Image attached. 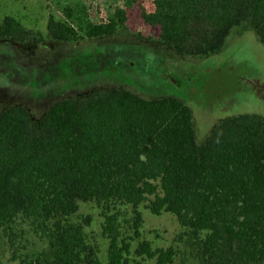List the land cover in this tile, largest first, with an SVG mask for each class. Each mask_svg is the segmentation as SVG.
<instances>
[{
  "label": "trees",
  "instance_id": "1",
  "mask_svg": "<svg viewBox=\"0 0 264 264\" xmlns=\"http://www.w3.org/2000/svg\"><path fill=\"white\" fill-rule=\"evenodd\" d=\"M112 9L86 20L84 36L124 28L178 56L199 57L250 24L264 44V0H118ZM47 30L62 42L83 37L70 22L51 19ZM26 32L12 17L0 21V40H23ZM91 202L103 208L107 264H127L130 254L110 211L115 203L130 205L137 222L142 205L173 215L203 264H264V117L224 119L198 143L184 100L120 87L59 99L37 123L22 105L0 111V237L17 250L32 237L61 264H84L86 237L72 220L80 203ZM138 252L156 264L175 256L148 242Z\"/></svg>",
  "mask_w": 264,
  "mask_h": 264
},
{
  "label": "rangeland",
  "instance_id": "2",
  "mask_svg": "<svg viewBox=\"0 0 264 264\" xmlns=\"http://www.w3.org/2000/svg\"><path fill=\"white\" fill-rule=\"evenodd\" d=\"M117 1L0 0V21L9 16L27 30L23 40H0V111L22 105L37 123L59 99L120 87L149 99L184 100L192 111L198 143L224 119L241 114L264 117V44L250 24L235 27L218 52L199 57L178 56L169 44L140 40L124 28L110 36L85 37L86 20L97 22ZM51 19L74 24L83 37L74 42L51 38L47 30ZM110 211L118 215L122 239L130 244L127 264H156L140 256L144 242L153 251L172 247V264H203L196 245L181 236L170 213L152 215L142 205L137 222L128 204L115 203ZM102 212L95 202L80 203L72 220L83 226L84 264H107ZM88 216L91 223L86 224ZM0 264L61 262L44 241L28 237L27 249L17 250L0 237Z\"/></svg>",
  "mask_w": 264,
  "mask_h": 264
}]
</instances>
